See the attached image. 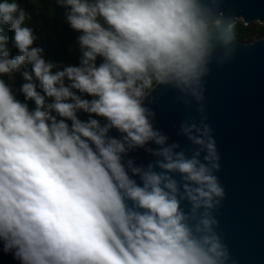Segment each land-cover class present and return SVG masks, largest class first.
I'll return each mask as SVG.
<instances>
[{
	"label": "clouds",
	"instance_id": "9594fccd",
	"mask_svg": "<svg viewBox=\"0 0 264 264\" xmlns=\"http://www.w3.org/2000/svg\"><path fill=\"white\" fill-rule=\"evenodd\" d=\"M220 3L55 0L75 34L77 62L65 64L45 58L20 0H0V253L15 264H238L218 231L225 191L203 103L210 65L234 56ZM158 88L198 105L176 129L186 148L155 125ZM140 150L152 159L137 163Z\"/></svg>",
	"mask_w": 264,
	"mask_h": 264
},
{
	"label": "water",
	"instance_id": "95a60500",
	"mask_svg": "<svg viewBox=\"0 0 264 264\" xmlns=\"http://www.w3.org/2000/svg\"><path fill=\"white\" fill-rule=\"evenodd\" d=\"M219 7L235 23L264 24V0H221ZM210 69L203 103L220 155L216 175L225 191L216 212L218 231L238 264H264V38L248 45L235 38L233 58L223 65L213 62ZM153 96L149 107L156 127L170 142L188 147L176 129L187 116L199 119L198 105L193 100L186 109L170 89L158 88ZM133 155L137 163L152 159L143 150ZM0 264L15 262L0 253Z\"/></svg>",
	"mask_w": 264,
	"mask_h": 264
},
{
	"label": "trees",
	"instance_id": "16d2710c",
	"mask_svg": "<svg viewBox=\"0 0 264 264\" xmlns=\"http://www.w3.org/2000/svg\"><path fill=\"white\" fill-rule=\"evenodd\" d=\"M11 2V0H10ZM31 20L26 19V24L34 28V34L39 36L37 46L44 49L46 59L63 61L65 64L76 63L75 34L69 31L64 22V10L58 8L55 0H20ZM235 38L237 42L251 40L257 34L264 36V27L259 30H249L242 23L235 24ZM6 34L11 37V33ZM14 52V50H13ZM21 83L19 75L16 77V86Z\"/></svg>",
	"mask_w": 264,
	"mask_h": 264
},
{
	"label": "rangeland",
	"instance_id": "374dc122",
	"mask_svg": "<svg viewBox=\"0 0 264 264\" xmlns=\"http://www.w3.org/2000/svg\"><path fill=\"white\" fill-rule=\"evenodd\" d=\"M237 23H242L244 26H246L243 22H242V20H236V23L235 24H237ZM249 30H259L260 28H262V27H264V24H259V23H257V22H252V23H250L248 26H246ZM262 38H264V36L263 37H261L260 35H256V36H254L251 40H245V41H243V42H239V43H241V44H243V45H248V44H251V43H253V42H255V41H257V40H259V39H262Z\"/></svg>",
	"mask_w": 264,
	"mask_h": 264
}]
</instances>
